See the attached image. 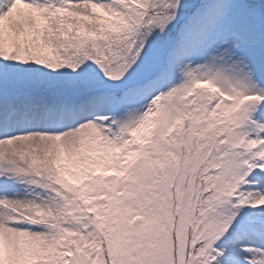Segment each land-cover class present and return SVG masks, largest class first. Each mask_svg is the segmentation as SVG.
<instances>
[{
  "label": "snow or ice",
  "instance_id": "snow-or-ice-1",
  "mask_svg": "<svg viewBox=\"0 0 264 264\" xmlns=\"http://www.w3.org/2000/svg\"><path fill=\"white\" fill-rule=\"evenodd\" d=\"M0 264H264V0H0Z\"/></svg>",
  "mask_w": 264,
  "mask_h": 264
}]
</instances>
